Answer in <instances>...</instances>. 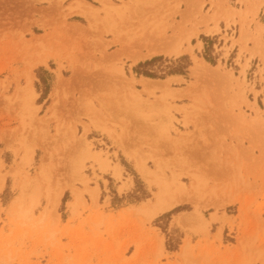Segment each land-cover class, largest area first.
I'll list each match as a JSON object with an SVG mask.
<instances>
[{"label":"rangeland","instance_id":"374dc122","mask_svg":"<svg viewBox=\"0 0 264 264\" xmlns=\"http://www.w3.org/2000/svg\"><path fill=\"white\" fill-rule=\"evenodd\" d=\"M204 256L264 264V0H0V264Z\"/></svg>","mask_w":264,"mask_h":264},{"label":"bare ground","instance_id":"6f19581e","mask_svg":"<svg viewBox=\"0 0 264 264\" xmlns=\"http://www.w3.org/2000/svg\"><path fill=\"white\" fill-rule=\"evenodd\" d=\"M114 7V6H113ZM78 12L80 13V15H82V16H84L88 21H89V23H90V25H93L95 22H97L98 20H99V18H98V16H97V10L95 9V8H92L91 6H82V7H79V10H78ZM94 26V25H93ZM41 41H43V40H41ZM123 52H124V50H120L118 53H117V55L118 54H123ZM148 52H149V54L148 55H143V56H131L132 58V60H134V61H137V60H139V59H142V58H146V57H150V56H152V55H154V54H158V53H160V54H165V55H170L172 52H174V53H178L179 52V48L178 47H176V46H167V45H164V46H156V45H152V46H150L149 48H148ZM139 54V53H138ZM135 55H137V54H135ZM45 58H41V59H39V61L37 62V63H45ZM202 63H204L203 61H202ZM208 68H210L209 66H208ZM200 70V69H199ZM212 70V69H211ZM212 71H214V70H212ZM195 72V70L193 71V73ZM210 73V72H209ZM59 75V74H58ZM221 75V74H220ZM223 75V74H222ZM211 76H213L212 74H211ZM215 76H219V75H215ZM222 77H224V76H222ZM74 77H72V79H73ZM169 78H171V77H169ZM213 78V77H212ZM218 78V77H217ZM221 78V77H220ZM180 79V78H179ZM223 79V78H222ZM73 81V80H72ZM143 81H145V90L144 91H146V92H150L151 91V89L155 86L154 84H157L156 82L157 81H153V80H150V79H145V78H143ZM222 81V80H221ZM162 82H164L165 84L167 83V82H169V80L168 79H166V80H164V81H162ZM162 82H159L158 84H161ZM224 82V81H223ZM227 82V81H226ZM220 83H222V82H220ZM229 83V82H228ZM226 85V84H225ZM29 87H30V85H28ZM28 86H27V89H26V87H22V90L23 89H25V91H23V92H29V94L27 95L28 97H26L25 99L27 100V99H29L30 98V104L32 103V101H33V99H34V96H32L33 94H34V92H32V91H30V90H32V89H30V88H28ZM62 86H60V88H61ZM56 88V87H55ZM58 88V87H57ZM19 89H21V88H19ZM30 89V90H29ZM27 90V91H26ZM56 90H59V89H56ZM20 91V90H19ZM60 91V90H59ZM22 92V91H21ZM58 92V91H57ZM61 92V91H60ZM60 93H58V95H59ZM24 95V94H23ZM62 95H63V93H62ZM17 96H18V94H17ZM20 96V98L22 99V95H19ZM30 96V97H29ZM32 96V97H31ZM23 97H25V96H23ZM56 97V96H55ZM59 97H61L60 95H59ZM63 97V96H62ZM19 98V97H18ZM56 99H57V97H56ZM64 99V98H63ZM22 100H24V99H22ZM58 102H60L59 100H58ZM28 103H29V101H28ZM64 103V102H63ZM57 104V103H56ZM56 104H54L55 106H56ZM32 105V104H31ZM33 106V105H32ZM54 106V107H55ZM60 106V105H59ZM24 108H25V106H24ZM28 109V108H27ZM27 109H25V110H27ZM31 109V108H30ZM58 110H59V108H58ZM53 111V110H52ZM51 111V112H52ZM54 111H55V109H54ZM58 112V111H57ZM57 114V113H56ZM42 123V122H41ZM97 125V124H96ZM32 153V152H31ZM91 153V152H90ZM26 154H30L29 153V151L26 153ZM126 154H127V156L128 157H130L131 158V154H129L128 152H126ZM46 155V154H45ZM29 156V155H28ZM91 156V155H90ZM96 156V155H95ZM136 156H138V155H136ZM46 157H48V156H46ZM92 157V156H91ZM133 157V156H132ZM135 157V156H134ZM133 157V158H134ZM29 158V157H28ZM49 158V157H48ZM137 158H139V157H137ZM137 158H136V162H137V168H138V170H139V172L144 176V178L147 180V182L148 181H150V183L151 182H153V183H155L156 182V178L155 179H149V174L151 173V171L150 170H148L147 168H146V166H145V164L142 162V163H140L139 161L142 159L141 157V159H138L137 160ZM44 160V159H43ZM47 160V159H46ZM45 160V161H46ZM96 160V159H95ZM97 161V160H96ZM143 161V160H142ZM42 162H44V161H42ZM99 163H101L100 162V159H99ZM103 164V163H102ZM43 165V164H42ZM45 168H43V170H44ZM225 171V170H224ZM152 175V174H151ZM150 175V176H151ZM161 178H163V177H161ZM158 179H160V177L158 178ZM155 180V181H154ZM161 180H163V179H161ZM165 180V179H164ZM165 182V183H164ZM156 185L158 186V191L156 192V194H155V202L151 205V208H150V212H149V216H150V218H152V217H154V216H156V215H158V214H160V213H163V212H166L167 210H169L171 207H172V204L174 203V202H179V201H183V198L181 197V194H182V192L184 193L185 191H182V189H181V187L179 186V183H178V186H179V188H176L177 189V194H178V197L176 196V194L175 193H172L171 191H170V189H169V185H167V182L166 181H160L159 182V180H158V182L156 183ZM197 186V185H196ZM64 188V187H63ZM63 188L61 189V191L63 190ZM195 188V187H194ZM60 189V187L58 188V190ZM183 189H185V188H183ZM193 189V188H192ZM197 189H199V187L198 188H196V191H197ZM60 191V190H59ZM61 191L59 192V194L58 195H60L61 194ZM77 191V190H76ZM176 191V190H175ZM174 191V192H175ZM182 191V192H181ZM63 192V191H62ZM77 193H79V191H77ZM76 193V199H78V197H79V195ZM95 193V194H94ZM195 193V192H194ZM81 194V193H80ZM186 194V193H185ZM82 196V195H81ZM80 196V197H81ZM94 196V197H93ZM96 192H93L92 193V197L95 199L96 198ZM180 196V197H179ZM184 196V195H183ZM60 197V196H59ZM188 197V196H187ZM188 198H190V197H188ZM191 198H192V196H191ZM194 202H196V201H194ZM197 203H199V202H197ZM198 205V204H197ZM200 205V204H199ZM186 221H187V218L186 219H183V218H181V219H178V225H180V226H184V224L186 223ZM187 247H183L182 249V251H183V255L186 253V251H187V249H186ZM201 263H203V264H209L208 263V257L207 256H204L201 260Z\"/></svg>","mask_w":264,"mask_h":264},{"label":"trees","instance_id":"16d2710c","mask_svg":"<svg viewBox=\"0 0 264 264\" xmlns=\"http://www.w3.org/2000/svg\"><path fill=\"white\" fill-rule=\"evenodd\" d=\"M207 59V58H206ZM208 60V59H207ZM154 61V60H153ZM152 62H145L144 64H140L136 70V73L139 74V75H144L146 77H153L152 74L149 73V71L146 69L147 66H150ZM181 62H185L184 63V66L183 67H179V69H169L168 71V75H174V74H179V75H183L184 73V69L185 68H188L190 66V61L187 57L185 58H181L179 59L178 63H181ZM177 63V62H176ZM141 68V69H144L143 71H139L138 69Z\"/></svg>","mask_w":264,"mask_h":264},{"label":"crops","instance_id":"0c3cea01","mask_svg":"<svg viewBox=\"0 0 264 264\" xmlns=\"http://www.w3.org/2000/svg\"><path fill=\"white\" fill-rule=\"evenodd\" d=\"M80 1L83 2V1H86V0H80ZM93 1H94V0H93ZM83 5L86 6L87 4H82V3H80V4H79V7H82ZM87 6H89V5H87ZM208 30H209V29H208ZM39 64H45V63H39ZM185 217H186V216H183V217H180V218H178V219H181V218L184 219ZM182 248H183V247H182ZM224 259H225V257L222 256V257L219 258V260H217V261H219V262L214 261V260H210V263H211V264H218V263L222 264L221 262H222ZM224 261H225V260H224ZM215 262H216V263H215Z\"/></svg>","mask_w":264,"mask_h":264}]
</instances>
